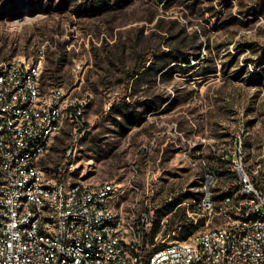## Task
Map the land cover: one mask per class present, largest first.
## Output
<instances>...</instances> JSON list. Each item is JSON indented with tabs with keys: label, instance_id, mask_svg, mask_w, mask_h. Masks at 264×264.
<instances>
[{
	"label": "rangeland",
	"instance_id": "1",
	"mask_svg": "<svg viewBox=\"0 0 264 264\" xmlns=\"http://www.w3.org/2000/svg\"><path fill=\"white\" fill-rule=\"evenodd\" d=\"M86 1L0 0V71L41 61L42 91L69 98L46 177L120 184L117 206H147L165 244L226 225L243 201L235 162L264 184V0ZM175 50L196 73L128 82L139 55Z\"/></svg>",
	"mask_w": 264,
	"mask_h": 264
},
{
	"label": "built area",
	"instance_id": "2",
	"mask_svg": "<svg viewBox=\"0 0 264 264\" xmlns=\"http://www.w3.org/2000/svg\"><path fill=\"white\" fill-rule=\"evenodd\" d=\"M40 75L35 59L0 71V264H264V184L241 160L237 217L169 244L153 236L152 212L138 199L117 206L120 184L48 179L39 160L64 128L69 98L44 93ZM82 116L73 112L79 126ZM201 205L211 209L210 195Z\"/></svg>",
	"mask_w": 264,
	"mask_h": 264
},
{
	"label": "trees",
	"instance_id": "3",
	"mask_svg": "<svg viewBox=\"0 0 264 264\" xmlns=\"http://www.w3.org/2000/svg\"><path fill=\"white\" fill-rule=\"evenodd\" d=\"M99 3L104 2H99V0H88L85 2L84 9L85 11H93L100 5ZM156 54H158V52L139 55L136 69L128 74V82L133 81V85L135 86L142 80L144 76L149 75L151 72L163 73V75H171L176 73H180V75H188L196 73L194 72V66L191 65V63L186 59V56L179 50L169 51L164 55H158L160 58H157L155 62L151 63V65L147 67V64ZM263 59L264 57L261 56L259 66L261 65ZM171 65L173 66L170 67ZM176 66L178 67L179 71H176ZM212 73L213 72L208 71L206 75Z\"/></svg>",
	"mask_w": 264,
	"mask_h": 264
}]
</instances>
